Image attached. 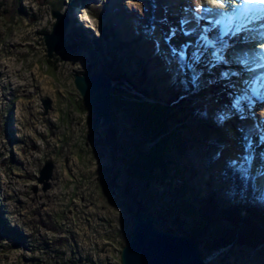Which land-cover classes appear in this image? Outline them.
Wrapping results in <instances>:
<instances>
[{
    "label": "rangeland",
    "instance_id": "rangeland-1",
    "mask_svg": "<svg viewBox=\"0 0 264 264\" xmlns=\"http://www.w3.org/2000/svg\"><path fill=\"white\" fill-rule=\"evenodd\" d=\"M129 1L133 7L122 0H0V264H119L121 246L131 231L136 206L162 218L158 213L172 203L177 205L175 187L185 182L195 188L189 195L196 201L210 194L224 208L230 207L234 195L244 201L242 195H232V185L223 175L231 164L236 167L247 162L253 193L264 197V184L259 182L264 166L256 171L253 162L259 159L253 153L242 156L231 132L237 102V111L255 125L257 140L249 136L250 145L256 149L259 142L264 144V120L256 113L261 108L251 107L256 101L250 91L241 80L239 89L238 83L234 88L225 86L227 99H235L229 102V111L227 104L225 109L215 106L214 119L218 122L215 125L226 123L231 129L226 135L218 126L207 125L200 114L203 108L198 105L199 95L202 99L207 97L197 85L204 75L196 70L184 48L192 50L194 44L188 42L182 47L175 39L180 31L168 26L166 11L160 21L156 20L155 10L161 0ZM120 5L129 17L134 15L133 24L138 22L142 37L121 35L117 30L122 25ZM208 7L199 16L190 2L187 9L195 19L192 27L198 29V36L208 40L199 48L215 60L218 57L210 55L215 37L208 38L201 32L204 26L198 27L203 18L212 22ZM53 11L67 17V46L47 58L43 35L51 32ZM80 14L90 22H83ZM143 15L147 17L144 24ZM152 36L153 46L155 42L161 44V57L150 55L153 47L147 43ZM176 55L184 56L182 67ZM153 57L173 67L177 74L174 79L169 71L168 78L161 66L152 63ZM220 59L223 63L227 60L235 70L241 63L229 52ZM101 71L117 80L111 93L112 122L107 132H103L101 124L94 126L93 115L73 81L75 74ZM121 74L144 78V93L138 87L134 89ZM241 77L237 75L238 79ZM44 100L50 101L46 112ZM120 100L123 106L114 105ZM161 101L168 103L179 120L171 119L164 133L158 128L150 131L145 122L130 116L129 106L136 105L141 110L143 102L158 105ZM173 130L185 146L184 156L177 158L170 151L164 162L151 168L155 180L147 187L149 170L144 161L150 152L166 147L167 135ZM111 133L113 139L108 137ZM48 160L53 162V170L49 187L43 190L38 177ZM143 168L148 170L144 172L145 179L139 176ZM176 172L178 177H174ZM198 204L195 202L194 206ZM180 211L183 223L172 222V213L166 217V226L183 235L193 228L194 219ZM206 235L211 237L210 232ZM251 243L215 251L202 244L199 250L208 264H264V245Z\"/></svg>",
    "mask_w": 264,
    "mask_h": 264
},
{
    "label": "bare ground",
    "instance_id": "bare-ground-1",
    "mask_svg": "<svg viewBox=\"0 0 264 264\" xmlns=\"http://www.w3.org/2000/svg\"><path fill=\"white\" fill-rule=\"evenodd\" d=\"M214 1L215 0H188V1L187 0H161L160 7H158L155 10V18L157 21H160L164 15L163 12L166 11V18H167L168 26H171L175 28L176 30L180 31L178 32L179 34H177L178 36L175 39L179 40L182 43L181 44L182 47H183V44L188 43V42H191L194 44L193 45L194 48L192 50H190L188 46L184 48H185V53L188 54V56L190 57V61L194 64V66L196 67V70H199V73L201 75H204V79L199 78L197 82L198 88L205 90L206 95H207V97L204 99H202V96L199 95L200 102L198 103V105L202 106L203 108V109L201 108L202 110L200 114L204 115V118L206 122L208 123L207 125L212 126V127L218 126V128H221L224 135H226L231 129L228 128L226 123H220L222 124V126H220L219 124L215 125L218 122H216L214 119L215 110H216L215 106L220 107L221 105L222 109L223 108L225 109V105L227 104L226 110L229 111V109L232 107L231 105H229V102L232 103V101L235 99V97H231L232 100L231 98L230 100L227 99L228 98L226 96L227 92L225 91L227 90V87H225L226 85L230 86L231 88H234L235 83H238L237 85L239 86L238 87L239 89L241 88L239 84L241 80L242 85L246 86V89L250 91L249 94L250 96H252V99L256 101L255 105L251 107H256V108L260 107L261 109L259 111L257 110L256 113L259 112L260 113L259 119L264 120V89L256 86V83L257 85H259V83L264 84V61L259 55L257 56L260 58H258L257 56L253 54V52H251L254 48L258 53L261 52L264 55V43L262 45H260L261 43L259 44L254 43L256 39L254 36V32L252 31V30L258 31L259 34L262 31H264V4H257V3L245 4L244 0H216L217 2H219L217 5L216 3H214ZM122 2L126 4V6L128 7H131V6L133 7L131 1L129 0H122ZM189 2H190V5H192V7H194V9L197 11L198 16H199L200 11H203L205 8L210 6V8L208 7L211 12L209 17L212 18V22L210 23L209 20H206V18H203L204 22L202 24H199L198 27L203 25L204 26L203 29L201 28L202 34L206 35L207 37L209 35L210 37H215L214 40H212L214 42L215 48H213L210 53L211 56L216 55L218 57L217 59L215 57V60H212V58H208L206 56L207 54L205 55L201 51V49L204 47L205 43L208 40L204 36L199 37L198 32H197L198 29H195L192 27L194 26V23L196 22H195L194 17L191 16V14L189 13L187 9ZM236 3L239 6V8H241L239 9V11L237 10L238 7L235 5ZM121 7H122V10H121L122 11L121 12L122 13L121 14L122 15V19H121L122 25L120 26L119 24L118 25L119 27H117V30L119 29L118 31H120L121 35L129 33V35H132V37L133 35L134 37L135 36L142 37L143 34H141L139 30V26L137 25L138 22L137 23L134 22L136 24L135 26L133 24L134 15L130 16L131 17L130 18L129 14H126L127 12L125 13V8L123 9V6ZM83 15L84 14H80L81 20L83 22L89 23L90 22L89 19ZM143 16L144 17H142L143 19L142 24L146 23V20H147V17H145V15ZM229 16H231V18ZM228 21H230L231 23H228ZM257 25L260 28H255ZM185 32L187 33L185 34ZM78 35H80L79 32H78ZM149 40H148V43L146 42L147 40L145 42L148 45L150 44L151 47H153V50H151L152 52L148 51L150 52V55L153 53L151 56L161 57L162 54H164L163 49L160 46L161 44H159L158 42H155L156 45L153 46L152 40H155L153 36L150 37ZM200 46H201V49L199 48ZM228 52L231 53L232 56L234 55L240 58L241 60V63H237L239 65V68H236V70L234 67L230 66L227 63V60L229 59L226 58L227 60L224 63L220 59V56H223V55L225 56V54ZM157 57L156 59L153 57L152 63L155 62L156 65L161 66V68L164 70L168 78L170 76L169 74L170 72L172 75L171 79H174L173 75L176 76L177 74L174 73L173 67L167 66V62L160 61V59ZM233 71H235L234 74H236L235 78H234L235 75L233 76ZM229 73H231L232 75H229ZM237 75H240V76L242 75L243 79L242 77L241 79H238ZM200 77H203V76H200ZM192 84L193 83H191V86ZM235 96H238V94ZM214 100L216 101L217 104L214 103ZM234 105H236V109L235 107L233 108L235 109L234 111L235 113L232 114L233 118L231 119L235 122V124H233L234 128L232 127V130H231L232 136L235 135L236 142L238 143L239 152L242 156L247 155V154L250 155L253 153V157L259 159L258 161L253 162L254 163L253 167L258 172L261 166H264V144L260 145V142H259L258 143L259 148H256V149L252 148V146L250 145L249 136H251L252 139L257 140V134L255 132L256 130H254L255 125L252 124L251 118H247L245 115L241 113V111L239 110L237 111V102H235ZM249 105L250 104H248V106ZM244 108L246 109V107ZM247 122H249L254 127L252 126L249 127L248 126L249 123L247 124ZM247 131H249L250 133L247 134ZM254 133L256 137H254ZM223 158L226 159L227 155L226 154L223 155ZM262 169H264V167ZM226 171L227 170L225 168L223 172H226ZM228 174L229 176L231 174L229 173V170H228ZM259 182L264 184V175L259 177Z\"/></svg>",
    "mask_w": 264,
    "mask_h": 264
},
{
    "label": "trees",
    "instance_id": "trees-1",
    "mask_svg": "<svg viewBox=\"0 0 264 264\" xmlns=\"http://www.w3.org/2000/svg\"><path fill=\"white\" fill-rule=\"evenodd\" d=\"M86 15L90 18H95L89 13H86ZM97 44L99 45V43ZM176 59L179 65L182 67L184 63V56L176 55ZM121 75L128 84H132V87L134 89L138 87V89H141L144 93V91L146 90L143 88V84L146 83L144 78L137 79L136 77H134L135 75ZM181 85L184 88L185 84L183 81L181 82ZM148 88L149 87H147V89ZM161 102L162 103L158 105L143 102V105L141 104L143 109L141 110L138 107H134L136 105L129 106L130 108H132L129 109V112L131 114L130 116L139 122H145L144 124L147 127L151 128L150 131H152L153 129L156 130L158 128L162 130L161 133H164L169 129L168 123L171 119H174L176 121L179 120H177V117H175V113L170 111L171 109L168 107V103L164 101ZM118 104L123 106V102L121 100L114 103V105ZM165 110L167 113H165ZM168 114H170L169 118H167ZM167 136L168 140L166 141V147L162 151L154 150L155 152H150V155L144 161V164H147L146 167L149 170V174L146 177L147 187L152 181L155 180L154 178L156 174L155 172H153V170L151 171V168L155 167L158 163L164 162V159L169 157L168 154L170 151L173 150L177 158L184 156L185 146L180 143L179 134H174L173 130L170 131ZM108 137H110V139H113L114 133H111ZM110 139L108 138V140ZM159 143L160 141L157 142V147L159 146ZM168 161L172 163L171 159H169ZM246 164L247 162H245V164H239V166L236 167H232L231 164L226 167L227 171L223 174L226 180H228L232 185V195L233 193L237 194L238 196L242 195L244 201L240 202L237 198H235L234 195V197L231 198L232 203L230 204L229 208L222 207L220 203L219 205L217 203L218 201H216L214 197V194L200 197L199 200L196 201L195 199H191L192 197H190L189 195L192 192V189L195 188H192L190 184L185 182L178 188L175 187L174 191L178 197L177 205H175V203H172V205L164 208V212L158 213L163 218V228L172 231L166 226V217L171 216L172 213H175V218L172 222L177 224L183 223L181 221L182 214L180 211L182 210L186 215H189L194 219L193 228L190 229L189 232L186 231V234L195 239L200 245H207L206 249L209 248L210 251H215L228 245L246 247L249 246V243L251 242L254 246L264 245V197H260L253 193L254 190L251 187V182L249 180V178L252 177L247 175L248 165L246 166ZM144 168L139 176L145 179L144 172H147L148 170ZM228 170L232 175L230 174L229 176ZM178 176L179 174L176 172L174 177ZM250 199L251 201H249ZM195 202L197 204L199 202V204L197 206H194ZM240 211H244V215H240ZM201 224H203V226ZM198 225H201L202 227L196 229L195 227H198ZM211 225L213 226L211 227ZM208 232H210L211 236L209 238H207L206 235L208 234ZM210 238L212 239L209 240Z\"/></svg>",
    "mask_w": 264,
    "mask_h": 264
},
{
    "label": "water",
    "instance_id": "water-1",
    "mask_svg": "<svg viewBox=\"0 0 264 264\" xmlns=\"http://www.w3.org/2000/svg\"><path fill=\"white\" fill-rule=\"evenodd\" d=\"M55 22L51 32L43 35L47 58L65 49L67 17L53 11ZM74 86L83 102L93 115L95 127L102 125L103 132L109 130L112 122L113 78L104 71L95 74H75ZM45 112L50 101L44 100ZM53 162L48 160L39 171L38 182L43 190L49 187ZM163 218L147 213L136 206L132 212V228L119 253V264H208L200 253V244L189 235H179L162 226Z\"/></svg>",
    "mask_w": 264,
    "mask_h": 264
},
{
    "label": "snow or ice",
    "instance_id": "snow-or-ice-1",
    "mask_svg": "<svg viewBox=\"0 0 264 264\" xmlns=\"http://www.w3.org/2000/svg\"><path fill=\"white\" fill-rule=\"evenodd\" d=\"M244 3L245 4H254V3L264 4V0H244Z\"/></svg>",
    "mask_w": 264,
    "mask_h": 264
}]
</instances>
